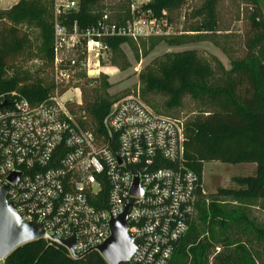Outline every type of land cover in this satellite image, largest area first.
Wrapping results in <instances>:
<instances>
[{
	"label": "built area",
	"instance_id": "obj_1",
	"mask_svg": "<svg viewBox=\"0 0 264 264\" xmlns=\"http://www.w3.org/2000/svg\"><path fill=\"white\" fill-rule=\"evenodd\" d=\"M51 4L56 88L37 104L0 96V191L6 187L5 199L23 222L42 226L44 240L73 237L71 259L102 245L110 222L126 211L134 250L122 264H168L204 194L184 162V122L154 112L133 93L111 105L100 131H88L70 106L81 105L72 87L76 71L81 66L89 76L99 66L103 40L168 38L172 24L165 12L123 25L102 16L79 34L76 21H63L78 11L77 1Z\"/></svg>",
	"mask_w": 264,
	"mask_h": 264
},
{
	"label": "trees",
	"instance_id": "obj_2",
	"mask_svg": "<svg viewBox=\"0 0 264 264\" xmlns=\"http://www.w3.org/2000/svg\"><path fill=\"white\" fill-rule=\"evenodd\" d=\"M102 1L81 0L79 11L63 18L65 25L70 27L73 21H80V24L96 21L103 11ZM124 1L127 6L131 3V0ZM189 1L191 0H154L148 10L152 17L158 18L162 12L168 14L177 11ZM29 17L37 18L38 15L31 12ZM200 18L205 20V16ZM20 19H24L20 10L9 15L0 12V96L9 99V95L15 93L31 104H37L46 100L56 88L48 78L53 75V38L50 33L49 15L45 28L47 37H43V42L37 47L33 46L28 36L18 27ZM203 28L213 33L216 23L209 19ZM173 39L181 43V37H170V40ZM118 40L119 38H110L102 41L110 48L112 66L118 65L115 58H122L117 49ZM244 50L243 57L232 65V72L238 75L235 89L228 86L204 91L213 97L223 98L220 109L207 112L192 128L184 125V162L196 175L200 186L204 164L255 165L253 175L233 180L238 189H219L215 196L243 202L259 200L264 206V23L260 15H254L251 19ZM34 57L41 60V68L34 76L23 75L22 64L33 60ZM211 73L212 69L201 63L194 51H185L173 55L172 60L161 68L158 75L146 76L141 82L145 89L166 95L169 98L167 106H177L186 91L194 88L204 90L199 84H203ZM77 77L80 79L83 103L76 107L70 106V111L76 115L77 122L84 130L100 131L102 119L113 103L106 93L107 77L99 75L98 78L89 80L83 73H79ZM91 83L99 85L88 89ZM62 92L61 90L60 94ZM204 198V194H200L195 217L186 234L177 242L168 264H209L210 251L219 242L213 234V227L223 228L226 215L214 202L206 205ZM231 219L237 222L241 217L232 215ZM256 233L264 239V229L257 230ZM243 261L244 264H256L247 253L243 256ZM4 264L106 263L95 251L71 259L64 247L43 239L17 248L7 256Z\"/></svg>",
	"mask_w": 264,
	"mask_h": 264
},
{
	"label": "rangeland",
	"instance_id": "obj_3",
	"mask_svg": "<svg viewBox=\"0 0 264 264\" xmlns=\"http://www.w3.org/2000/svg\"><path fill=\"white\" fill-rule=\"evenodd\" d=\"M77 1V9L81 0ZM154 0H131L127 6L124 0H103L100 17L92 23L76 21L78 33L97 23L102 16H107L111 22L126 24L137 18H149L152 13L148 10ZM16 10L23 12L24 19H20L19 28L25 33L34 47L47 37V15H49L50 33L53 38V13L51 0H0V12L15 14ZM35 12L38 17L30 18L29 13ZM48 13V14H47ZM201 13V15H199ZM165 17L172 24L173 35L181 37V43L174 39L147 37L136 41L131 39L118 40L117 49L122 58H115L117 66H112L110 48L105 45L99 66L90 68L92 73L79 66L72 87L80 91L77 75L83 73L86 79L92 80L99 75L107 77L106 93L114 103L127 95L137 93L147 106L154 112L178 119L188 128L207 112L220 109L222 97H213L204 91H211L228 86L235 89L238 75L232 72V65L239 61L244 53V42L249 31L250 22L254 15H260L264 23L263 0H191L183 8L171 13L165 12ZM205 16V20L201 19ZM209 19L216 23L213 33L204 29ZM45 41V40H44ZM43 46L40 47V51ZM194 51L201 63L211 69V76L203 84L204 90L198 88L186 91L177 106H167L169 98L159 92L145 89L141 79L158 75L162 67L172 60L173 55ZM44 54V50L41 51ZM34 56V53H33ZM72 58V53H66ZM75 58V57H74ZM77 60L81 61V54L77 53ZM41 60H33L22 64L23 75L34 76L41 68ZM54 83L53 75L48 77ZM161 79L162 77H153ZM197 83V82H196ZM82 85V84H81ZM91 83L88 89L98 86ZM63 91V89H61ZM146 101V102H145ZM112 103V104H113ZM255 165H225L207 163L202 166L201 183L206 205L212 202L220 207L226 215L223 228L213 227V234L219 241L210 251L208 263L213 264H244L243 256L247 253L256 264H264V239L259 237L257 230L264 229V206L261 201H236L231 198L215 196L219 189L236 190L238 186L233 182L235 178L247 177L254 174ZM241 217L234 222L231 218ZM219 249V251L217 250Z\"/></svg>",
	"mask_w": 264,
	"mask_h": 264
},
{
	"label": "water",
	"instance_id": "obj_4",
	"mask_svg": "<svg viewBox=\"0 0 264 264\" xmlns=\"http://www.w3.org/2000/svg\"><path fill=\"white\" fill-rule=\"evenodd\" d=\"M9 180L14 183L13 178H9ZM5 189L6 187L0 191V262L4 261L17 248L46 238V233L41 225L23 222L14 212L12 204L5 199ZM133 194H135L134 190ZM126 218L127 212L125 211L117 219L112 220L109 224V238L95 249L107 264L126 263L134 250L132 239L126 232ZM56 242L73 255V237L65 241L56 240ZM90 252L92 251L84 255Z\"/></svg>",
	"mask_w": 264,
	"mask_h": 264
}]
</instances>
